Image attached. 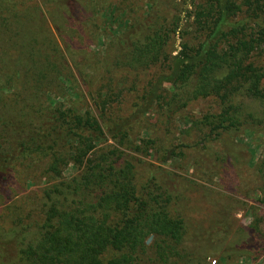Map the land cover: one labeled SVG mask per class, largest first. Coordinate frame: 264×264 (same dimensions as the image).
Masks as SVG:
<instances>
[{
  "label": "trees",
  "instance_id": "16d2710c",
  "mask_svg": "<svg viewBox=\"0 0 264 264\" xmlns=\"http://www.w3.org/2000/svg\"><path fill=\"white\" fill-rule=\"evenodd\" d=\"M138 4L0 0V191L14 175L43 184L40 221L20 217L0 226V264H207L209 257L253 259L264 251L255 215L241 244L227 242L220 219L213 234L190 231L188 188L164 168L184 149H212L225 133L253 125L264 134V0ZM97 10L105 24L117 25H106L110 62L101 67L86 48L62 49L49 24L90 42L95 27L86 16ZM176 34L181 42L171 54ZM65 55L100 88L112 82L92 107L66 102L80 95ZM118 73L133 93L125 114L113 110L123 94L114 86ZM205 98L215 99L218 111L184 129L202 133L195 144L132 137L142 119L168 129ZM152 150L162 157L142 181L137 167ZM68 168L75 173L66 177Z\"/></svg>",
  "mask_w": 264,
  "mask_h": 264
},
{
  "label": "rangeland",
  "instance_id": "374dc122",
  "mask_svg": "<svg viewBox=\"0 0 264 264\" xmlns=\"http://www.w3.org/2000/svg\"><path fill=\"white\" fill-rule=\"evenodd\" d=\"M99 1H104L105 4L107 2V0ZM144 3L145 0H139L138 10L144 6ZM86 17L90 18L91 27L93 29L95 27L94 36L89 40L90 42L85 38L76 39V36L70 33H59L51 22L49 24L62 49L66 50V47L70 45L86 48L97 61V66L101 67L105 62H110L107 54L111 33L109 29L113 30L117 25L115 22L105 24L98 10ZM188 39L194 43L192 35H189ZM180 42L179 34L172 36L168 44V52L176 53ZM68 62L74 73L75 91L79 92L80 97L77 100L73 98L70 100L67 97L66 102L81 107H92V98H95L96 92L99 89L105 91L111 87L112 82L108 86L104 82V87L100 88L96 78H85L80 71H76L69 59ZM124 77L123 73L115 75L114 84H119L114 86L116 89H121L123 94L121 103L114 105L113 110L125 114L129 111L133 101V93L129 91L131 86ZM120 82L123 84L120 85ZM217 104L213 98L191 102L184 111L179 113L168 129L154 117L148 116L142 119L141 123L135 124L131 135L133 138L149 135L150 138L156 140L157 145L168 143L193 145L198 142L202 133L195 130L185 133L184 129L190 125L191 121L201 118L202 115L217 112ZM202 146L199 144L197 147L184 149L182 156L175 157L164 165V168L178 175L180 178L177 179L186 184L188 188L184 198L190 207V212L186 217L189 230L209 229L210 234H213L215 225L220 219L223 226L221 234L227 235V242L241 244L248 233L246 227L252 215H255L262 218L259 232L264 242V134L251 125L241 128L238 132L223 134L218 144L212 149H204ZM150 153L151 156L145 158V163L137 167L138 178H142V181L147 174V166L149 164L159 165L160 157H162L161 153L159 156L158 153L153 154V150ZM73 173L75 171L68 168L64 176L68 177ZM42 188L41 182L25 181L16 175L12 176L6 184V190L0 191V226L10 225L20 217L29 218L30 221H40L39 194ZM252 255L249 253L243 256L235 253L230 254L228 258L209 257L205 261L207 264H264V251L253 259H251ZM177 264L184 263L178 262Z\"/></svg>",
  "mask_w": 264,
  "mask_h": 264
},
{
  "label": "water",
  "instance_id": "95a60500",
  "mask_svg": "<svg viewBox=\"0 0 264 264\" xmlns=\"http://www.w3.org/2000/svg\"><path fill=\"white\" fill-rule=\"evenodd\" d=\"M151 237L148 238L147 243L150 241Z\"/></svg>",
  "mask_w": 264,
  "mask_h": 264
}]
</instances>
